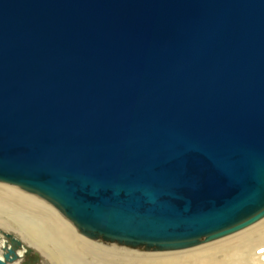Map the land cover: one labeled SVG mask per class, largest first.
Returning a JSON list of instances; mask_svg holds the SVG:
<instances>
[{
	"label": "water",
	"instance_id": "obj_1",
	"mask_svg": "<svg viewBox=\"0 0 264 264\" xmlns=\"http://www.w3.org/2000/svg\"><path fill=\"white\" fill-rule=\"evenodd\" d=\"M0 180L133 246L262 217L264 0H0Z\"/></svg>",
	"mask_w": 264,
	"mask_h": 264
},
{
	"label": "bare ground",
	"instance_id": "obj_2",
	"mask_svg": "<svg viewBox=\"0 0 264 264\" xmlns=\"http://www.w3.org/2000/svg\"><path fill=\"white\" fill-rule=\"evenodd\" d=\"M0 260L5 264H264V215L236 231L188 247L133 246L89 235L39 193L0 180Z\"/></svg>",
	"mask_w": 264,
	"mask_h": 264
},
{
	"label": "rangeland",
	"instance_id": "obj_3",
	"mask_svg": "<svg viewBox=\"0 0 264 264\" xmlns=\"http://www.w3.org/2000/svg\"><path fill=\"white\" fill-rule=\"evenodd\" d=\"M102 237V236H101ZM103 238V237H102ZM123 245V244H122ZM123 246H126V247H129V246H127V245H123Z\"/></svg>",
	"mask_w": 264,
	"mask_h": 264
}]
</instances>
